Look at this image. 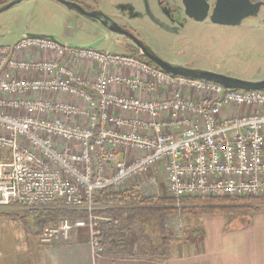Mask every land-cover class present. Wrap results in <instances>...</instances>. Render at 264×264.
I'll list each match as a JSON object with an SVG mask.
<instances>
[{"label": "built area", "instance_id": "built-area-1", "mask_svg": "<svg viewBox=\"0 0 264 264\" xmlns=\"http://www.w3.org/2000/svg\"><path fill=\"white\" fill-rule=\"evenodd\" d=\"M25 52L52 57H17ZM85 63L98 69L95 81L76 70ZM112 67L129 74H111ZM0 149L7 151L0 207L85 209L87 221L61 219L41 241L87 229L100 255L99 222L111 220L92 215L95 195L156 167L178 202L264 196V90H229L133 58L26 37L0 45Z\"/></svg>", "mask_w": 264, "mask_h": 264}, {"label": "rangeland", "instance_id": "rangeland-1", "mask_svg": "<svg viewBox=\"0 0 264 264\" xmlns=\"http://www.w3.org/2000/svg\"><path fill=\"white\" fill-rule=\"evenodd\" d=\"M8 2L9 0H0V9L7 6ZM102 2L105 8L126 11L128 14V7L134 5V0H102ZM133 12L130 13L132 16ZM132 22L137 24L135 21ZM137 26L142 27L138 30L144 34L146 42L166 61L212 71L231 79L249 82L264 80V7L259 16L248 18L242 25L230 28L215 25L210 20L203 23L187 21V27L184 30L173 27L169 31H163L150 21L139 23ZM28 33L52 36L56 42L71 48L94 46L93 49L96 51L133 58L124 54L115 40L118 37L110 35V39L104 40L102 36L105 32L98 33L90 21L54 0H25L0 13V45H13L26 38ZM4 36L7 38L3 39ZM6 155L7 151L0 149V160ZM133 187L139 194L150 198H173L168 190L167 175L161 167H156L148 174L122 184L117 190L123 192ZM249 198L255 197L249 196ZM250 206L249 212L245 213L247 210H244L237 215L228 216L227 219L231 223L229 226L240 227V223L246 224L256 215L264 213V201H256ZM26 211H28L26 208L18 205L0 207V245L7 253L14 252L15 257L20 253L19 260L23 263L36 261L37 255L33 250L37 246L48 247L56 243H68L74 239L43 243L41 241L43 236L37 238L34 235V221L22 218ZM2 215H15L17 220H11ZM206 217L212 216L196 219L178 215L168 219L167 227L170 234L180 241L176 251L182 252L181 249L188 248V241L191 240L193 230L195 228L203 230V220ZM54 226L55 224H51L48 229ZM158 233L159 228L155 219L142 220L137 230L136 250L142 244L146 247L152 246L159 239ZM76 235L77 233L74 237Z\"/></svg>", "mask_w": 264, "mask_h": 264}, {"label": "trees", "instance_id": "trees-1", "mask_svg": "<svg viewBox=\"0 0 264 264\" xmlns=\"http://www.w3.org/2000/svg\"><path fill=\"white\" fill-rule=\"evenodd\" d=\"M147 65L159 69L154 63L139 55H128ZM202 81V80H200ZM256 201H264V197L255 198H231V197H194L184 198L179 202L169 197H147L139 194L135 188L120 192L114 188H108L94 197V217H106L110 222L100 221L101 254L105 257L143 258L159 262H166L176 253L179 240L172 237L167 227L170 217L182 216L185 218L200 219L204 216L228 217L237 215L238 212H249L251 204ZM254 210V209H252ZM257 213V212H256ZM253 213V214H256ZM90 213L85 209H69L54 206L47 209L28 210L22 218L34 221V235L41 238L51 224H56L61 219L72 221H87ZM11 220H17L15 215H2ZM155 219L159 228V239L152 246L140 245L136 250L137 230L142 220ZM251 223L241 224L246 226ZM231 224V223H229ZM76 241L89 239L87 229L77 230L74 237ZM205 233L200 228H195L189 240L188 248L202 243ZM182 243V242H181Z\"/></svg>", "mask_w": 264, "mask_h": 264}, {"label": "crops", "instance_id": "crops-1", "mask_svg": "<svg viewBox=\"0 0 264 264\" xmlns=\"http://www.w3.org/2000/svg\"><path fill=\"white\" fill-rule=\"evenodd\" d=\"M55 1V0H54ZM34 32V31H33ZM30 34V33H28ZM7 38L4 36L3 39ZM22 60H47L52 57L47 53L25 52L17 56ZM76 70L88 81H95L97 68L88 64L76 65ZM111 74H129L121 68H111ZM16 77L40 78L39 74H14ZM113 92L127 94L122 88L111 86ZM162 96L163 93L160 92ZM12 113L11 110H5ZM205 239L202 243L187 249L176 251L175 255L166 262H159L143 258H110L96 255L89 239L76 241L74 238L68 243H56L48 247L37 246L35 262L19 260L20 253L3 251L0 245V264H264V213L256 215L249 225L240 227L229 226L225 217H206L202 225Z\"/></svg>", "mask_w": 264, "mask_h": 264}, {"label": "water", "instance_id": "water-1", "mask_svg": "<svg viewBox=\"0 0 264 264\" xmlns=\"http://www.w3.org/2000/svg\"><path fill=\"white\" fill-rule=\"evenodd\" d=\"M23 1L25 0L14 1L6 7L0 9V13L22 3ZM56 1L67 6L70 10L98 20L110 31L122 33L121 28L118 27L112 19L108 18L102 13L86 12L77 4L67 0ZM184 4L187 15L190 18H193L195 21L204 22L206 18H209L213 24L219 26H229V28L240 26L244 20L259 16L262 7H264L263 0H214V5L212 7L211 14L209 15L211 5L208 3V0H184ZM26 37L48 38L55 41L52 36L45 35L26 34ZM138 44L143 49L147 59L154 63L160 70L172 76L184 77L193 80H202L206 82L208 81L219 84L229 90H264V80L259 82L242 81L233 78L231 79L230 77L212 71L186 68L184 66L166 61L158 56L151 48L145 46L142 43ZM93 48L94 46H89L83 49Z\"/></svg>", "mask_w": 264, "mask_h": 264}, {"label": "flooded vegetation", "instance_id": "flooded-vegetation-1", "mask_svg": "<svg viewBox=\"0 0 264 264\" xmlns=\"http://www.w3.org/2000/svg\"><path fill=\"white\" fill-rule=\"evenodd\" d=\"M14 1L16 0H9L8 3L11 4ZM67 1L77 4L80 8H82L86 12L102 13L108 18L112 19L117 24V26L121 28L122 33L110 31L104 25H102L98 20L89 18L81 13L74 11L76 14H78V16L90 21V23H92L96 27L98 33L105 32V35L102 36L104 40L110 39V35H114L115 37H118L115 38V40L119 43L122 51L126 55H139L141 57L146 58L143 49L138 43H142L145 46L151 48V46L146 42V39L144 38V34L140 33L138 30L142 28L140 26H137V24L139 23L150 21L151 23L159 26L160 29H162L163 31L164 30L169 31L173 27L175 29L184 30L187 27V21L203 23V22H197L193 18H190L187 15L184 0H134L135 6L133 5L128 7L129 14L126 13V11L121 12L116 9L110 10L108 8H105L103 6L102 0H67ZM208 3L211 5L209 12L210 15L212 11V7L214 5V0H208ZM132 12H133V16L132 14H130ZM207 20L210 19L206 18L205 21ZM132 21H135L137 24H133L134 22ZM153 51L157 54L155 50ZM184 67L197 69V67H192V66H184Z\"/></svg>", "mask_w": 264, "mask_h": 264}]
</instances>
